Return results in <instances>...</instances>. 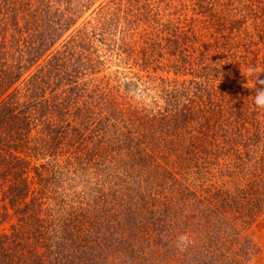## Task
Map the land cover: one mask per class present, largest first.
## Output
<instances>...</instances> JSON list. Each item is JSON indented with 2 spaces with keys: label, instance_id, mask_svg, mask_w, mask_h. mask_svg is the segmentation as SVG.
I'll return each instance as SVG.
<instances>
[{
  "label": "rangeland",
  "instance_id": "rangeland-1",
  "mask_svg": "<svg viewBox=\"0 0 264 264\" xmlns=\"http://www.w3.org/2000/svg\"><path fill=\"white\" fill-rule=\"evenodd\" d=\"M58 1L50 5L79 10L77 0ZM133 1L152 10L151 31H132L120 12L112 36H90L92 53L104 61L78 76L73 91L65 84L48 89L54 105L70 100L83 132L64 131L55 145L36 130L10 138L12 156L0 158L6 163L0 164V264H30L43 252L46 230L58 235L47 240L55 264H100L102 256L88 261L79 251L86 239L111 243L110 254L121 264L131 258L134 264H203L192 241L229 242L224 229L231 224H239L246 253L232 255L225 247L210 264H264V111L253 104L254 78L247 75L252 66L264 71V0ZM121 2L91 0L50 54L71 35L91 31L102 12ZM207 88L220 95L224 119L242 113L260 123L262 141H246L255 134L251 122L244 133L227 128L207 100L200 107L195 97ZM17 158L24 163L13 166ZM250 165L260 174L252 187L246 183ZM21 216L28 221L25 239ZM16 245L24 250L19 255Z\"/></svg>",
  "mask_w": 264,
  "mask_h": 264
},
{
  "label": "trees",
  "instance_id": "trees-1",
  "mask_svg": "<svg viewBox=\"0 0 264 264\" xmlns=\"http://www.w3.org/2000/svg\"><path fill=\"white\" fill-rule=\"evenodd\" d=\"M52 1L57 2L58 0H0V158L3 157L5 160L12 156V153L8 152V145L13 135H16L17 141H19L20 139L27 138L33 130H36L41 133L38 135L42 136L43 139L47 137L46 142L50 139L56 141L54 142L55 145L64 131L67 132V130L80 128L81 133L83 132L81 125L77 127L73 119V106L69 102L70 100L68 99L67 101L60 102L59 105H54L52 103L54 99H48V89L50 91H57L55 84H65L64 86L67 85L70 89L69 92H71L73 91V86L76 85V81H78V76H84L87 72H92V69L98 63L104 61L92 53V47L90 46V44L92 45V40L90 41L91 35L102 39L112 36L118 22L121 21L120 12L126 13L124 20L131 26L132 31L137 30L136 33H140L141 35H144L148 29L151 31L155 25L152 20L153 14L151 17H148L152 13V10L148 6L145 4L137 5L136 2L138 1L123 0L121 8H111L105 11V14L102 12L96 23H93V26L90 24L91 31L87 32L88 28L80 30L78 38L71 35L58 52L50 54L49 51L60 34L67 32L76 23V20L80 18L81 14L89 9L91 0H77L79 10L72 14L66 13L63 8L60 9L59 5L61 4L53 8L50 5ZM35 4L36 6H34ZM106 16L108 17L107 19L105 18ZM139 29L143 30L138 32ZM230 29L232 32L239 30L234 27H230ZM263 46L264 44H262ZM213 78L216 79V77ZM212 88L216 89L217 87L213 85ZM212 94L213 92L208 88L203 89V93L197 94L195 99L199 101L200 107H202L201 102H206L205 100H207L206 106L211 108V111L213 110L215 113H218L219 118L227 124V128L232 126H237L238 128L240 126L239 129H235L249 133L246 128L248 123L251 122L250 126L254 127L255 134H251V139H246V141H262L260 123H256L255 120L249 119L248 115L242 113L238 117L235 114L227 115L224 119V115L220 114L222 111H218V108H221L222 105H217V99L221 97L220 95L212 96ZM58 96L60 97V93ZM74 97H72L73 101L71 102L76 103ZM185 107L189 108L188 106ZM53 110H57V112L55 113ZM17 111L18 113L15 114ZM76 111L78 112L79 109L77 108ZM178 118L179 116H177L176 120ZM235 119H237V122H235ZM231 120L234 124L231 123ZM217 121L215 119V122ZM207 122L208 119H205L204 123ZM79 123L82 124V120H79ZM243 125H246V127ZM204 130L208 131L207 127ZM224 131L226 130L221 129V132ZM198 133L199 137L206 135L205 132ZM1 162L6 164L4 160ZM6 162L10 164L8 161ZM22 163L24 162L17 158L13 166L22 165ZM254 166L257 165H250V168H247L248 176L245 175L248 177H246V183L250 187L258 185L260 182L258 180L260 174H257L258 168ZM247 190L250 192L255 191L254 188H247ZM16 204L19 205L18 203ZM22 211L23 209L19 213ZM14 212H18V207L14 209ZM21 217L24 219L20 218L18 220L19 222H23L20 227L19 236L25 239V227L28 226H25V224L28 221L25 216ZM29 226L34 225L30 224ZM236 226L238 227L239 224H235L234 226L231 224V227H226L225 229L222 227L226 232H229L226 233L229 237H224L229 238V242L226 241L227 239H206L204 241L201 238H197L192 241V246L190 247L194 252H197L196 256H205L203 264L214 262L217 256L213 254H216L218 251L223 253L222 250L225 247L228 248L230 253L233 252L232 255L235 252L246 253V244H241L242 240L239 239L240 230H235ZM35 228V232L38 233V228ZM43 235L45 236L43 238L45 242L41 243L40 246L43 252L39 256L31 257L29 259L30 264H43L44 257L49 256V254L51 255L49 264H55L54 258H52L55 257L52 250V242L48 243L47 240L55 239L58 235H55L54 231L47 230L40 233L41 237ZM83 241L86 243H81V248L78 247V249L86 256L88 261L102 256L100 264H121L116 257L110 254L114 252L111 243L104 242L97 244L89 242L87 239ZM90 243H94L93 246ZM96 244L98 247L94 248ZM29 245L25 244L24 247L26 248ZM86 246L91 247L87 248ZM125 247L128 248L129 245L125 244ZM15 248L18 255L24 251H19L17 245ZM97 249L101 250L97 252ZM31 251L32 254L34 249H31ZM20 259L24 260L21 256ZM134 261L135 259L131 258L130 263L134 264ZM16 263L17 259L14 261V264Z\"/></svg>",
  "mask_w": 264,
  "mask_h": 264
},
{
  "label": "clouds",
  "instance_id": "clouds-1",
  "mask_svg": "<svg viewBox=\"0 0 264 264\" xmlns=\"http://www.w3.org/2000/svg\"><path fill=\"white\" fill-rule=\"evenodd\" d=\"M264 73L252 66L247 69V75L254 78L253 87L255 94L253 96V104L258 110L264 111V80L259 79L260 75ZM181 240H186V237H181Z\"/></svg>",
  "mask_w": 264,
  "mask_h": 264
}]
</instances>
